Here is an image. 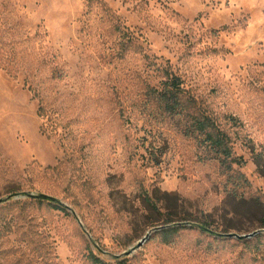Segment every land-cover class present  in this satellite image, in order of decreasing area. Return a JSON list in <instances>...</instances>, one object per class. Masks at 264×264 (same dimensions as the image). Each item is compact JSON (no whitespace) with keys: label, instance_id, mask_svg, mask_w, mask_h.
Masks as SVG:
<instances>
[{"label":"rangeland","instance_id":"obj_1","mask_svg":"<svg viewBox=\"0 0 264 264\" xmlns=\"http://www.w3.org/2000/svg\"><path fill=\"white\" fill-rule=\"evenodd\" d=\"M104 1L140 52L88 0H0V264H264V0ZM162 68L229 133L251 198L147 96ZM161 225L174 242L130 251Z\"/></svg>","mask_w":264,"mask_h":264},{"label":"trees","instance_id":"obj_2","mask_svg":"<svg viewBox=\"0 0 264 264\" xmlns=\"http://www.w3.org/2000/svg\"><path fill=\"white\" fill-rule=\"evenodd\" d=\"M88 6H97L102 12V19L109 25L112 33L118 34L119 50L117 55L123 58L128 52H140L141 48L134 43V36L130 32L120 27L113 18L111 8L104 0H88ZM145 59H149L147 55ZM151 64V62H149ZM163 80L158 87H148L147 96L154 99L159 111L170 117L177 118L182 123V131L186 136H191L197 140L198 144L210 155V159L217 163L219 170L227 177L229 189H226L228 195L234 199L246 200L252 195L247 194L250 191V183L246 176L234 168L243 164L241 157L235 156L232 150V139L229 133L223 129L215 117L209 112L198 99L195 98L182 83V80L168 68L161 69ZM233 123L236 119L230 118ZM162 154V153H161ZM154 155L149 159L154 164L160 162V156ZM260 155L255 156V165L257 172L264 177V162ZM142 204L148 212H159L160 205L154 201L152 196L144 192L141 194ZM37 201L43 202L42 199ZM56 209H61L55 206ZM188 220V219H184ZM173 220H167L170 223ZM207 224L200 222L199 227L205 229ZM155 234L161 238V242L169 244L176 240L178 231L182 226L161 225ZM93 264H109L104 260L90 254Z\"/></svg>","mask_w":264,"mask_h":264},{"label":"water","instance_id":"obj_3","mask_svg":"<svg viewBox=\"0 0 264 264\" xmlns=\"http://www.w3.org/2000/svg\"><path fill=\"white\" fill-rule=\"evenodd\" d=\"M29 198H32V199H42V200H48V201H55V198H53L52 196L50 195H47V194H44V193H39V194H28L27 195ZM4 201V199H0V204ZM161 227H155L153 229H151L150 231H148L142 239H140L136 245L134 247L131 248L130 251L140 247L145 241H147V239L149 238V235L151 232L153 231H156L158 229H160ZM254 234V233H253ZM253 234H250L248 236H252ZM224 236H227V237H232V236H237L235 234H224ZM237 237H240V238H244V237H247V236H237ZM125 254H129V252H125Z\"/></svg>","mask_w":264,"mask_h":264}]
</instances>
